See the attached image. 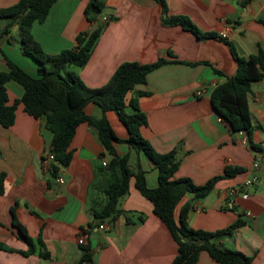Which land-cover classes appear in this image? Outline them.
I'll return each mask as SVG.
<instances>
[{
    "label": "crops",
    "instance_id": "1",
    "mask_svg": "<svg viewBox=\"0 0 264 264\" xmlns=\"http://www.w3.org/2000/svg\"><path fill=\"white\" fill-rule=\"evenodd\" d=\"M17 0H0V8ZM97 21L88 23L83 9L88 0H55L43 22H33L31 33L44 52L55 55L75 47V35L102 24L89 59L81 67L67 66L88 87L107 82L124 61L151 63L167 61L150 71L142 84L135 85L126 99L136 92L137 106L147 123L141 135L153 149L165 153L176 148L179 165L173 178L187 177L203 184L223 173L225 166L244 171L222 178L201 198L187 194L177 204H190L186 224L215 231L235 221L241 224L231 235L218 238L226 248L251 258L250 264H264V77L250 84L247 105L252 125L251 147L243 131H232L213 108L210 92L236 70L232 47L241 58L264 51V0H165L166 15L187 16L201 33L198 37L180 25L166 24L157 0H99ZM108 17L103 22L102 17ZM11 18L0 17V71L7 58L37 77L38 63L20 50L18 26ZM221 33H225L222 37ZM49 68V64H44ZM9 100L19 98L22 86L13 80L4 83ZM86 115L100 116V109L89 102ZM106 117L120 139L113 141L119 155L129 151L124 141L127 130L116 111ZM52 132L44 117L29 115L19 103L13 124L0 126V264H82L85 248L89 264H170L177 253L176 243L163 222L153 213V205L129 178L128 190L118 201V210L101 222L94 217L105 201L106 176L101 161L109 160L96 131L81 122L69 143L71 159L57 166L63 177L44 172L41 158L51 148ZM139 162L147 187L158 184L157 169L142 153ZM135 154L129 159L134 169ZM56 171V172H57ZM256 181L242 197L239 188L245 179ZM250 215H246V213ZM99 223L104 228H99ZM17 225L25 228L34 244L33 252L22 254L28 244ZM84 237V244L77 237ZM46 252V255L42 253ZM194 264H221L200 250Z\"/></svg>",
    "mask_w": 264,
    "mask_h": 264
},
{
    "label": "trees",
    "instance_id": "2",
    "mask_svg": "<svg viewBox=\"0 0 264 264\" xmlns=\"http://www.w3.org/2000/svg\"><path fill=\"white\" fill-rule=\"evenodd\" d=\"M55 0H17L14 4L0 8V17L11 18L6 24L7 32L12 23H16L19 31L20 50L28 54L38 63V76L34 77L6 57L7 69L0 71V126L9 127L13 124L15 110L19 103L31 116L44 117L46 126L52 132L51 149L56 163L66 166L71 159L69 143L75 133L77 125L86 122L93 128L104 148L110 155L109 160L100 169L106 176L104 187L105 201L94 209V217L101 222L105 217L114 216L118 210L119 198L128 190L129 178L135 177V186L145 198L151 201L153 213L163 222L176 243L177 253L170 264H194L200 250L207 252L209 257L221 264H250L251 258L241 251L229 249L218 243V238L231 235L233 229L241 224L235 221L227 227L215 231L196 229L186 224L189 203H185L179 210L177 218L175 209L178 202L190 194L192 198L203 197L216 181L232 177L244 171L242 167L225 166L223 173L212 176L203 184H195L187 177L173 178L179 165L176 148L168 152L159 153L153 149L148 140L140 133V128L147 123L146 116L137 106V96L144 94L136 92L126 99L128 92L137 84L146 80L147 74L165 63L167 60L159 58L151 63L124 61L111 74L106 83L99 87H88L76 72L62 73L67 66L81 67L89 59L92 48L101 32L102 24L91 30H83L75 35V47L63 50L55 55L43 51L40 44L31 33L33 22L41 23L48 14L49 8ZM166 24L180 25L190 30L198 37H206L211 33H201L191 20L184 15H166L165 0H157ZM243 1V0H242ZM247 1V0H245ZM102 3L99 0H88L83 9V15L88 23L97 21ZM231 54L236 61L235 73L224 82L217 84L210 92L213 108L228 123L232 131L245 132L251 147H259L251 142L252 125L247 105V94L252 81L264 77V51L260 48L256 54L248 58L237 56L231 47ZM48 63L49 68H44ZM13 80L19 83L23 92L19 98L9 100L4 83ZM93 103L100 109V116L86 115L83 107ZM116 111L119 120L127 130L124 141L129 151L123 155L117 154L113 141L120 139L115 135L106 111ZM135 154V166L129 168L131 153ZM144 154L156 167L158 184L154 188L147 187L144 171L139 162V154ZM57 166L51 165L50 174L56 175ZM3 173H0V193L3 191ZM19 232L28 244L26 255L34 250V244L25 228L17 225ZM85 248L83 259H90ZM46 255V252L42 253Z\"/></svg>",
    "mask_w": 264,
    "mask_h": 264
},
{
    "label": "built area",
    "instance_id": "3",
    "mask_svg": "<svg viewBox=\"0 0 264 264\" xmlns=\"http://www.w3.org/2000/svg\"><path fill=\"white\" fill-rule=\"evenodd\" d=\"M242 0H239V2H241ZM102 21L105 22L108 20V17L106 16H103L102 18ZM221 36L224 37L225 36V33H221ZM106 159H103L101 161V164L102 165H105L106 164ZM55 164L56 166H61L60 164L56 163L55 161V158H54V154H53V151L52 149L50 148L48 151H46V153L42 156L41 158V168L44 172H49L50 173V168H51V165ZM58 168V167H57ZM55 180L56 182H62L63 180V177L61 175V172H59V170L56 172V175H55ZM256 181L255 178H251V179H245L241 185L239 186V188L242 190V197L243 198H246L247 197V192H246V188L251 185L252 183H254ZM246 215H250V213H246ZM99 228L100 229H103L104 228V224L103 223H99ZM85 240H84V237L82 235H79L77 237V243L79 244H84ZM89 256H90V249L87 250ZM91 258V257H89ZM90 259H83L81 261L82 264H89L90 263Z\"/></svg>",
    "mask_w": 264,
    "mask_h": 264
}]
</instances>
